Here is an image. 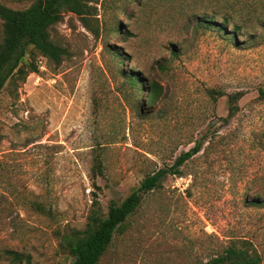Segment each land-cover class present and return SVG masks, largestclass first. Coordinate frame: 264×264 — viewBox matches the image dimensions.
Segmentation results:
<instances>
[{
    "label": "rangeland",
    "instance_id": "obj_1",
    "mask_svg": "<svg viewBox=\"0 0 264 264\" xmlns=\"http://www.w3.org/2000/svg\"><path fill=\"white\" fill-rule=\"evenodd\" d=\"M86 1L101 39L64 12L48 30L66 50L61 62L35 52L37 72L0 91V264H67L58 235L82 228L93 196L104 214L194 142L199 150L144 194L97 264L205 263L235 238L264 264V0ZM152 81L159 96L148 104ZM208 89L222 95L213 101Z\"/></svg>",
    "mask_w": 264,
    "mask_h": 264
},
{
    "label": "trees",
    "instance_id": "obj_2",
    "mask_svg": "<svg viewBox=\"0 0 264 264\" xmlns=\"http://www.w3.org/2000/svg\"><path fill=\"white\" fill-rule=\"evenodd\" d=\"M64 12L74 14L84 29L94 38L101 39L103 28L97 22L96 24L90 22V18H95L96 7L89 1L33 0L24 8H11L0 3V91L6 82L23 81L28 73L37 72V65L33 58L35 52L54 65L61 62L66 55V50L50 39L48 30L61 20ZM197 22L205 28L212 26V21L207 19L197 20ZM258 22L264 29V19ZM225 25L224 20L214 28L220 32L224 30ZM233 28L237 29L236 26ZM114 31L121 32L120 27L115 28ZM235 33L232 31L229 39H233ZM115 54L117 53L113 52V55ZM25 55H29V59L25 60ZM121 74L130 85L139 87L141 84L137 74L124 70ZM207 92L213 101L222 95V92L217 89H208ZM158 94L159 85L153 81L148 82L145 102L151 104L159 96ZM237 96V93L227 96L228 114L235 110ZM258 96L264 99V88L258 89ZM199 148L200 143L194 142L189 149L180 152L174 158L172 165L144 175L138 185L132 188L119 203L110 201L104 214L100 211L97 198L93 196L82 228L69 229L66 233L58 235L59 247L70 257L67 264H97L113 235L124 230L125 220L140 206L144 194L160 187L161 180L166 174L179 175L178 167ZM90 171L91 178L101 174V160L98 153L93 156ZM29 206L36 212L50 213L49 207H43L36 200H31ZM3 253L12 261H20L23 257L28 260V256H23L14 250L6 249ZM260 261V254L249 240L235 238L227 241L205 263L199 264H259Z\"/></svg>",
    "mask_w": 264,
    "mask_h": 264
}]
</instances>
